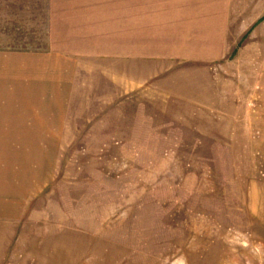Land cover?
I'll return each instance as SVG.
<instances>
[{"label": "rangeland", "instance_id": "1", "mask_svg": "<svg viewBox=\"0 0 264 264\" xmlns=\"http://www.w3.org/2000/svg\"><path fill=\"white\" fill-rule=\"evenodd\" d=\"M179 5L148 63L63 64L0 0V264H264V0Z\"/></svg>", "mask_w": 264, "mask_h": 264}, {"label": "crops", "instance_id": "2", "mask_svg": "<svg viewBox=\"0 0 264 264\" xmlns=\"http://www.w3.org/2000/svg\"><path fill=\"white\" fill-rule=\"evenodd\" d=\"M45 2L49 5L52 55L63 59L59 62L63 64L148 63V50L162 49V42L171 37L164 28L182 23L180 17L187 15L186 10L180 11V0ZM4 112L0 107V113ZM10 121L0 120V144H15L19 137L15 120ZM4 202L15 206L12 199Z\"/></svg>", "mask_w": 264, "mask_h": 264}]
</instances>
